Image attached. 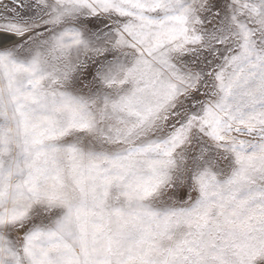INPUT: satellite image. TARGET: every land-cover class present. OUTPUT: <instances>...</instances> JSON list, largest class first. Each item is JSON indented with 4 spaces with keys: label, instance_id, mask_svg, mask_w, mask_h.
I'll list each match as a JSON object with an SVG mask.
<instances>
[{
    "label": "snow or ice",
    "instance_id": "obj_1",
    "mask_svg": "<svg viewBox=\"0 0 264 264\" xmlns=\"http://www.w3.org/2000/svg\"><path fill=\"white\" fill-rule=\"evenodd\" d=\"M0 264H264V0H0Z\"/></svg>",
    "mask_w": 264,
    "mask_h": 264
}]
</instances>
